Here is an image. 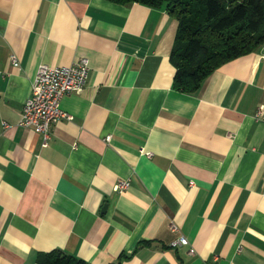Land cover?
Masks as SVG:
<instances>
[{
    "label": "crops",
    "instance_id": "0c3cea01",
    "mask_svg": "<svg viewBox=\"0 0 264 264\" xmlns=\"http://www.w3.org/2000/svg\"><path fill=\"white\" fill-rule=\"evenodd\" d=\"M177 25L164 5L0 0V264H264V41L187 92ZM81 56L44 145L19 124L37 67Z\"/></svg>",
    "mask_w": 264,
    "mask_h": 264
},
{
    "label": "trees",
    "instance_id": "16d2710c",
    "mask_svg": "<svg viewBox=\"0 0 264 264\" xmlns=\"http://www.w3.org/2000/svg\"><path fill=\"white\" fill-rule=\"evenodd\" d=\"M109 1L164 5L177 19L170 60L173 86L179 90L197 91L214 69L264 41V0ZM38 259L42 264H92L58 248Z\"/></svg>",
    "mask_w": 264,
    "mask_h": 264
},
{
    "label": "built area",
    "instance_id": "2783aa9c",
    "mask_svg": "<svg viewBox=\"0 0 264 264\" xmlns=\"http://www.w3.org/2000/svg\"><path fill=\"white\" fill-rule=\"evenodd\" d=\"M11 61L18 65L15 54L10 55ZM89 77V60L85 56L78 57L69 64L53 65L40 63L32 83L31 93L24 101L19 124L32 127L42 133L43 144L47 143L50 135V126L61 118L72 119L73 116L61 108V97L70 91H80L87 83ZM255 119L264 121V110L258 107L254 114ZM109 140L110 135H107ZM151 155V152H147ZM127 186V181H118L113 188L122 189ZM172 228H177L171 224ZM188 239L179 234L171 244H187ZM190 252L194 249L190 247ZM208 264V263H207Z\"/></svg>",
    "mask_w": 264,
    "mask_h": 264
},
{
    "label": "water",
    "instance_id": "95a60500",
    "mask_svg": "<svg viewBox=\"0 0 264 264\" xmlns=\"http://www.w3.org/2000/svg\"><path fill=\"white\" fill-rule=\"evenodd\" d=\"M105 206H106V205H104V207H103V208H105Z\"/></svg>",
    "mask_w": 264,
    "mask_h": 264
}]
</instances>
